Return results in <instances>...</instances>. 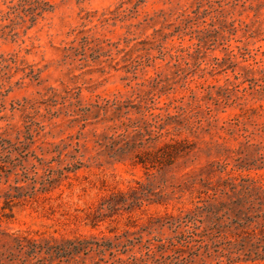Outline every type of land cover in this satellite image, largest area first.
<instances>
[{"label":"rangeland","instance_id":"1","mask_svg":"<svg viewBox=\"0 0 264 264\" xmlns=\"http://www.w3.org/2000/svg\"><path fill=\"white\" fill-rule=\"evenodd\" d=\"M34 1L0 0V137L16 141L27 125L36 133L41 123L42 140L49 143L70 141L83 131L82 142L93 154L95 134L114 124V113L94 108L86 116L84 108L128 99L134 89L153 90L146 79L159 75L167 87L154 89L158 101L185 96L190 115L199 114L192 123L201 119L203 128L182 123L174 136L191 145L192 153L162 172L154 170L157 186L166 182L169 191L177 190L166 204L122 211L96 228L77 220L75 215L86 216L112 190L148 179L147 170L135 164L139 150L121 161L102 154L72 174V187L66 182L48 200L16 205L9 217L0 209L4 230L114 236L152 216L194 207L202 195L200 178L236 177L240 183L252 177L264 185V0H47V11L33 23ZM86 36L90 44L84 47ZM162 44L192 48L174 49L162 59ZM149 53L157 59L135 73L138 56ZM188 87L202 107L189 105ZM230 223L227 215L216 235L236 232ZM206 226L210 230L213 223Z\"/></svg>","mask_w":264,"mask_h":264},{"label":"trees","instance_id":"2","mask_svg":"<svg viewBox=\"0 0 264 264\" xmlns=\"http://www.w3.org/2000/svg\"><path fill=\"white\" fill-rule=\"evenodd\" d=\"M145 0H139V3ZM31 20L35 23L47 11V0H35ZM235 29V21L232 24ZM84 47L90 44L84 37ZM200 45V43L198 44ZM160 58L168 54L184 52L192 46L178 45L168 49L160 45ZM87 60V56L83 58ZM98 56H93L97 60ZM157 59L152 54L139 55L133 71L145 69ZM154 89H165L161 75L146 79ZM145 81V82H146ZM183 86L188 85V77ZM141 85H147L146 83ZM134 89L125 100L105 99L85 107L86 116L94 108L114 113V124L102 134L96 133L93 154L80 135L63 140L59 144L42 140L46 134L45 125L37 123L26 126L24 134L19 132L16 141L0 137V209L5 217L11 216L16 205L48 200L54 191L66 182L72 187V174L108 154L114 161H121L136 153L135 164L142 165L148 175L147 181L136 180L127 190L115 189L101 197L98 204L90 207L86 216L75 215L79 221L98 227L108 218L122 211L132 212L149 204H166L176 194L168 190L166 182L157 186L155 172L172 167L180 158L189 156L193 148L185 140L174 135L182 131V123L191 129L203 128L198 113L190 115L181 99L161 104L155 90ZM170 89H174L173 86ZM192 107H202L192 87H188ZM178 102H181L179 104ZM198 102V103H197ZM174 109V113H172ZM212 112L213 109L209 107ZM137 110L136 116H131ZM88 121V118L85 119ZM84 124L82 130L86 128ZM24 138H23V137ZM236 177H222L217 182L200 178V200L194 207L180 209L178 213L152 216L136 230L127 229L114 236L75 235L61 237L46 236L38 232L8 231L0 224V264H241L264 263V185L252 177L238 182ZM196 182H192V186ZM3 185V186H2ZM206 214L207 219L204 218ZM236 227V232L216 235L223 228L226 216ZM234 216V217H233ZM202 217L201 219H199ZM206 221L213 223L210 230ZM199 222L201 224H199ZM206 228V229H205Z\"/></svg>","mask_w":264,"mask_h":264}]
</instances>
